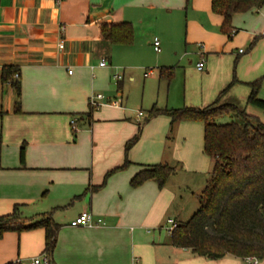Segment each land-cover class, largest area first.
I'll return each mask as SVG.
<instances>
[{
	"label": "crops",
	"instance_id": "1",
	"mask_svg": "<svg viewBox=\"0 0 264 264\" xmlns=\"http://www.w3.org/2000/svg\"><path fill=\"white\" fill-rule=\"evenodd\" d=\"M210 3L0 0V216L9 215L14 206H19L22 218L29 223L51 214L60 229L50 264H249L229 257L207 261L171 245L169 222L186 223L198 209L173 211V202L187 192L197 197L198 206L212 168L204 187L197 191L185 186L182 192L170 185L176 172L161 190L154 180L135 189L130 186L139 172L173 164L178 160L177 150L187 143L185 134L179 132L183 123L171 124L165 116L149 117V112L141 122L143 116L132 117L124 107L125 71L145 61L137 48L140 42L147 41L153 51V40L158 39L160 52H153L162 55L154 64L159 71L168 69L174 63L165 60L170 54L175 57L169 49L183 19L185 45L194 49L196 65L204 61V69L196 70V85H185V108L203 109L220 96V104H232L247 113L251 106H246L250 92L246 85L262 79L258 97L264 94V5L234 15L231 26L235 34L227 38L220 33L221 18L212 14ZM102 23L131 24L132 45L102 40ZM255 38L259 40L250 48ZM101 61L107 67H99ZM6 67L18 70L19 114L14 113L17 100L13 89L1 80ZM121 71L122 80L116 83L113 76ZM233 78L236 83L221 96ZM127 80L132 82V75ZM97 95L102 100L99 108L92 110L89 99ZM175 126L177 135L169 146V132ZM135 137L126 153L127 143ZM125 160L129 166L92 191ZM174 166L183 168L177 162ZM67 204L70 208L60 216L58 210ZM85 212L101 219L104 227H70ZM43 247L42 230L6 233L0 240V264L26 262L43 254Z\"/></svg>",
	"mask_w": 264,
	"mask_h": 264
},
{
	"label": "trees",
	"instance_id": "2",
	"mask_svg": "<svg viewBox=\"0 0 264 264\" xmlns=\"http://www.w3.org/2000/svg\"><path fill=\"white\" fill-rule=\"evenodd\" d=\"M264 0H211L212 14L221 18L220 33L231 38L234 32L231 22L234 15L259 10ZM102 40L112 45L131 46L133 29L129 23L99 24ZM235 34V32H234ZM259 38L250 45L254 46ZM170 69H161L159 79L170 80ZM17 75V78L14 76ZM18 70L11 67L2 69V83H9L16 97L14 113H20L21 89ZM236 83L235 78L221 92V96ZM262 79L247 84L249 95L246 106L259 109L264 114V101L258 98ZM93 110V109H92ZM90 113L87 115L90 117ZM165 116L171 124L179 122H201L203 125V153L212 162V171L202 193L198 196V209L192 217L171 233L174 248L191 252L195 257L207 261H219L226 257L234 260H252L264 263V125L254 116L232 104H220V96L203 109L158 110L152 108L149 117ZM223 117L229 123L218 124ZM127 143L125 152L136 142ZM23 149L20 161L23 163ZM129 166L109 172L108 177ZM175 174V168L156 165L135 175L130 181L131 188H138L149 180H154L161 190L168 179ZM81 198V197H80ZM79 199V198H78ZM60 227L51 214L29 223L22 218L19 206H14L11 214L0 216V240L6 233L20 235L24 232L42 230L44 233L43 253L50 256L56 245Z\"/></svg>",
	"mask_w": 264,
	"mask_h": 264
},
{
	"label": "rangeland",
	"instance_id": "3",
	"mask_svg": "<svg viewBox=\"0 0 264 264\" xmlns=\"http://www.w3.org/2000/svg\"><path fill=\"white\" fill-rule=\"evenodd\" d=\"M184 27L185 22L182 19L180 21L179 34L178 36L176 35V42L172 45V48L169 49L170 53H175V57L170 54L168 57L170 59L165 60L168 63H174L170 64L171 66L168 68L171 70V77L169 81L166 79H159L158 66H155L154 63L156 58H160L162 54H155L153 51H149L147 41L144 43L140 42L137 47L138 51L145 56V61L141 64L136 63V65L133 68H130L129 71H125L126 76L123 81L122 93L124 95L123 98H127V100L125 101L126 104L124 107L127 112H129V114H132V117H138V114L141 113L143 117H138L141 122H143L144 118L147 117L148 112L153 105H155L158 110L170 111L171 109H185V85L187 84V87H193L196 85V78L199 76V73H197L195 68L196 63L198 62V57L196 56L192 47L185 45ZM171 36L174 38L175 34L171 33ZM142 39H140V41H145ZM171 41L172 40H170V42ZM149 71L152 72V76L144 80V73ZM121 73L122 71L120 72V75ZM184 74L187 75V78ZM128 75H132V82L127 80ZM114 87H117L115 82H113V90L116 92ZM102 96L103 98H106L104 94ZM258 98L260 100H264V94ZM167 103H169V106ZM247 114L260 119V122L264 125V114L259 109L248 107ZM229 122L230 119L228 117H223L217 120V123L220 125ZM180 123H183V125L179 128V132L182 136L185 134L187 143L185 146H183V148L177 150L178 160L172 161L173 164L170 165L171 167L176 168V174L175 177L170 180L169 184H174L175 188H181L182 192L185 190V186L192 187L194 191L201 190V188H203L205 185L204 183L206 177H209L207 173H210L212 168L211 160L203 153V125L201 122ZM177 129L178 127L175 126L172 130L173 132H169V146H173L170 145V143H172V141L175 139L177 135ZM171 152H173L172 149ZM176 162L183 167L182 170H179L180 166H174ZM204 171L207 172L204 173ZM179 195L181 197L178 196L176 198V200L173 202V207L171 210H184L186 213H189L191 210L198 207L197 197L187 192H183V194ZM68 205L70 204H67V206H64V208L58 210V214L60 216H62L64 212L70 208ZM247 262L249 264H259L256 261Z\"/></svg>",
	"mask_w": 264,
	"mask_h": 264
},
{
	"label": "built area",
	"instance_id": "4",
	"mask_svg": "<svg viewBox=\"0 0 264 264\" xmlns=\"http://www.w3.org/2000/svg\"><path fill=\"white\" fill-rule=\"evenodd\" d=\"M234 35V32L231 33V36L232 37ZM152 46H153V51L155 53H159L160 52V42L158 39H154L153 40V43H152ZM64 47L63 45V41H60L59 42V45H58V48L60 50H62ZM243 51H239V53H242ZM99 67L101 68H105L107 67V64L105 61H101L100 64H99ZM204 69V61H200L197 65H196V70L201 72L202 70ZM70 73V72H69ZM152 75V72L149 71L147 73H144V76L143 77H149ZM18 76L15 75L14 78H17ZM113 80L118 83L122 80V76L121 75H114L113 76ZM102 100V96L100 95H97V96H92L90 97L89 99V107L93 110H96L99 108V101ZM138 116H142L141 113L138 114ZM74 123V122H73ZM70 227L72 228H88V229H93V228H99V227H104V222L99 219V218H95L93 217L90 213H82L80 214L75 220H73L71 223H70ZM177 228V224H175L173 221H170L169 222V227L167 228V232L169 234H171L175 229ZM247 261H252V260H247ZM12 264H50V257L43 253L39 256H36V257H33L31 259H28L26 262H23L21 260H15Z\"/></svg>",
	"mask_w": 264,
	"mask_h": 264
}]
</instances>
